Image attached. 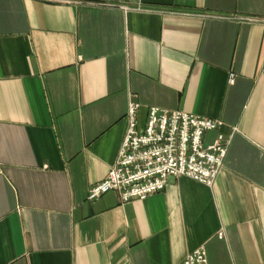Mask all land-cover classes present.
<instances>
[{
	"label": "crops",
	"instance_id": "1",
	"mask_svg": "<svg viewBox=\"0 0 264 264\" xmlns=\"http://www.w3.org/2000/svg\"><path fill=\"white\" fill-rule=\"evenodd\" d=\"M263 20L264 0H0V264H180L201 244L264 264ZM134 101L138 127L153 105L223 121L210 186L87 199Z\"/></svg>",
	"mask_w": 264,
	"mask_h": 264
},
{
	"label": "built area",
	"instance_id": "2",
	"mask_svg": "<svg viewBox=\"0 0 264 264\" xmlns=\"http://www.w3.org/2000/svg\"><path fill=\"white\" fill-rule=\"evenodd\" d=\"M264 23V20L262 21ZM230 74L228 83H233ZM138 102H130L127 131L121 140L116 161L106 176L89 188L87 199L114 190L122 202L145 198L165 188L169 176L185 175L210 186L223 166L230 138L219 131L223 121L149 106L143 126L138 127ZM210 130L218 131L209 144L202 141ZM180 264H208L205 245L187 253Z\"/></svg>",
	"mask_w": 264,
	"mask_h": 264
}]
</instances>
